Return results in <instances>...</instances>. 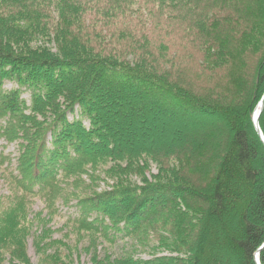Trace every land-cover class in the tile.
<instances>
[{"label":"trees","instance_id":"16d2710c","mask_svg":"<svg viewBox=\"0 0 264 264\" xmlns=\"http://www.w3.org/2000/svg\"><path fill=\"white\" fill-rule=\"evenodd\" d=\"M263 95L264 0H0V141L18 155L0 153L16 194H0V264H32L30 238L38 264H74L48 228L71 198L67 226L89 238L92 264H257ZM219 116L225 131L195 146L147 127ZM101 166L117 180L109 191L70 192ZM37 199L47 217L29 211ZM100 243H157L169 256H102Z\"/></svg>","mask_w":264,"mask_h":264},{"label":"rangeland","instance_id":"374dc122","mask_svg":"<svg viewBox=\"0 0 264 264\" xmlns=\"http://www.w3.org/2000/svg\"><path fill=\"white\" fill-rule=\"evenodd\" d=\"M37 44H42L41 42H37ZM47 47L53 48L54 44L50 42L46 43ZM171 52L174 53L175 50H181V48L177 45V43H170ZM14 85L7 83L5 88H11ZM24 99H28V95H23ZM151 126H147L151 130L155 128L157 131H175L176 134L171 135L169 132H164L163 135L167 136L166 133H169L168 136L170 142L173 143V146L176 144H181L182 146H191V145H199L201 143L202 138L205 135L216 129H221V131H225L227 128V123L225 119L221 116L214 118H206V119H196V124L193 127L188 126V124L183 121L181 127L172 124H164L158 125L155 121H151L149 123ZM181 128V129H180ZM158 138V136H157ZM129 139H133V137H129ZM139 140H147V141H155L154 137H146V138H138ZM175 144V145H174ZM4 152L5 156L17 155V146L16 145H6L4 141H0V153ZM151 170L146 175L147 179L150 182H153V177L158 174V169L156 164H151ZM109 166H101L98 170L87 172L83 175L79 180L73 182L72 188L70 192L73 194H77L80 197H85L89 195H93L94 193H102L105 191H109L113 185H116L117 180L112 179L111 176L107 175L106 170ZM133 182H139V179L133 177ZM9 187L4 182V180H0V194L4 196L14 197L16 194L14 192H8ZM76 200L71 198L68 199L67 204H63L62 201H59L55 206V215L53 214L52 219L48 223V228L53 232V239L57 242H62L57 246H54V250H61L63 252L70 253L74 264H92L91 256L86 252V249L89 245V238L83 234H79L78 231L74 230L72 226H67V221L71 217H76V211L74 209L76 205ZM29 211L34 216L36 214L42 213L43 217H47L49 215L50 210L46 209L45 203L40 199L36 200V203L30 205ZM33 216V217H34ZM230 215H226L225 225L229 222ZM32 217V218H33ZM40 227V226H39ZM38 227V228H39ZM39 231L38 229H33V233ZM41 233V231H40ZM85 234V233H84ZM38 235V234H37ZM35 235L34 238L37 236ZM157 243H152L150 246L146 248H142L139 245H136L137 249L132 245H119L116 248H110L109 245L100 243L98 244V251L103 256L104 253L117 255H124L130 253H137V256H141L143 259H150L152 255L159 254L163 256H169L167 252L162 249L157 250ZM138 251V252H137ZM28 255L31 259L32 264H38L39 255L37 254L34 246L33 239H29V248ZM2 264H12L7 260Z\"/></svg>","mask_w":264,"mask_h":264},{"label":"water","instance_id":"95a60500","mask_svg":"<svg viewBox=\"0 0 264 264\" xmlns=\"http://www.w3.org/2000/svg\"><path fill=\"white\" fill-rule=\"evenodd\" d=\"M258 109H259V111H258ZM263 111H264V96L261 99V101H260V103H259V105H258V107L255 110V113L253 115V123H254L255 129H256V132H257L261 142L264 145V134H263V132H262V130L260 128V117H261ZM257 112H258V114H257ZM263 250H264V244L256 253V262H257V264H260L259 256H260V253Z\"/></svg>","mask_w":264,"mask_h":264},{"label":"bare ground","instance_id":"6f19581e","mask_svg":"<svg viewBox=\"0 0 264 264\" xmlns=\"http://www.w3.org/2000/svg\"><path fill=\"white\" fill-rule=\"evenodd\" d=\"M258 111H259V109H258ZM257 114H258V112H257Z\"/></svg>","mask_w":264,"mask_h":264}]
</instances>
